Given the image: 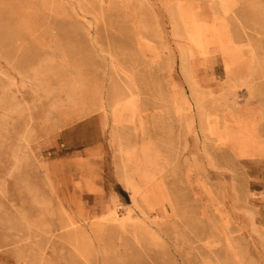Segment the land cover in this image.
I'll return each mask as SVG.
<instances>
[{"label": "rangeland", "instance_id": "rangeland-1", "mask_svg": "<svg viewBox=\"0 0 264 264\" xmlns=\"http://www.w3.org/2000/svg\"><path fill=\"white\" fill-rule=\"evenodd\" d=\"M0 264H264V0H0Z\"/></svg>", "mask_w": 264, "mask_h": 264}, {"label": "bare ground", "instance_id": "bare-ground-1", "mask_svg": "<svg viewBox=\"0 0 264 264\" xmlns=\"http://www.w3.org/2000/svg\"><path fill=\"white\" fill-rule=\"evenodd\" d=\"M112 218H113V215H112Z\"/></svg>", "mask_w": 264, "mask_h": 264}]
</instances>
